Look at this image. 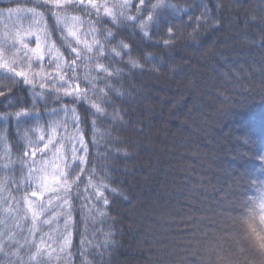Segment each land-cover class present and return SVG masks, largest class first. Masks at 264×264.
Wrapping results in <instances>:
<instances>
[{
    "label": "trees",
    "instance_id": "trees-1",
    "mask_svg": "<svg viewBox=\"0 0 264 264\" xmlns=\"http://www.w3.org/2000/svg\"><path fill=\"white\" fill-rule=\"evenodd\" d=\"M121 2L96 0L98 5L107 4L109 8ZM158 2L160 0H144V4L140 5L139 0H130L132 7L128 14L146 19L150 4ZM163 2L186 11L179 17L171 10L166 11V23L150 25L147 37L134 21L114 27L103 11L97 17L88 16L79 9L68 10L69 17L79 16L85 21L76 26L70 19L67 21L78 35L90 27H95L98 33L107 29L119 41L130 45V55L141 64H146L145 53L164 61V67L156 74L132 69L127 64V56L116 62L104 58L98 60V63L112 64L130 73L122 77L123 89H130L133 85L143 89L144 95L138 96L131 105L112 93L109 97L122 114L125 110L130 114L125 119L134 120L138 116L146 124L150 123V131L146 128L147 135L144 137L131 128L125 130L119 127L110 118L92 116L84 104H72L65 99L58 103L53 89L60 87L59 83L46 80L43 81L44 89H40L41 81L37 78L35 88H26L22 84L13 85L7 78L8 74L0 71V91L5 93L4 97H0V114L28 110L43 116L59 109L61 104L75 107L89 149L88 164L80 180L81 188L90 189L86 176L94 169V183L102 179L110 187L122 190L129 198L125 200L118 194L108 195L106 191L113 201L107 209L111 219H97L95 224L81 223V214L73 212L75 227L71 264H84V261L90 264H201L202 260L212 264L216 257H209L208 249L215 248L219 243L225 250H232V237L237 232H243L247 239L252 227L257 231L262 227L259 203L264 193V162L259 156L264 154V95L261 94V87L264 86V48L260 44L264 43V23L259 20L253 22L250 17L260 15L256 6L264 0ZM205 5L209 15L219 21V26L203 22L201 13ZM9 8L21 11L9 14ZM32 8L44 14L45 23L52 30V39L67 59L69 53L60 46L49 6L42 5L41 0H0V39L19 34L24 43L34 48L33 40L24 35L33 24L31 14L24 10ZM137 8L141 9L140 13H137ZM88 20H92V25L87 23ZM168 26L173 27L174 47L163 44L164 40L170 39ZM32 30L35 31L34 26ZM97 38L103 39L99 34ZM118 40H112V45L116 46ZM169 65L174 66L176 71H169ZM23 70L28 71L27 68ZM32 71L51 72L55 69L45 62L43 69L33 64ZM72 75V72H66L65 79ZM75 75L79 79L73 83H79L83 89L87 86L83 77L97 76L98 73L91 62L78 61ZM6 84L11 88L3 87ZM111 84L121 87L116 80H112ZM245 85L248 86L246 90ZM102 87L103 84H97V88ZM89 99L100 104L106 112H113V108L105 105L102 99L93 96ZM85 117L88 118L87 123ZM52 120H59V117L48 116L39 122L31 118H21L19 122L11 117L7 121L0 119V182L7 181L8 190L16 200L25 195L23 189H27L28 193L37 190L35 184L29 187L28 169L21 164L26 159L23 156L24 145L31 141L35 147L42 134L46 141L48 124ZM91 120L96 121L99 132L111 131L112 136L117 138L107 151L103 141L98 146L92 144ZM66 127L67 133L57 130V139L61 135L73 134L71 116ZM244 138H247V144L243 142ZM137 143L150 144L151 148H137ZM58 147L65 155L69 154L67 140L62 147ZM39 149L48 152L43 149L42 142ZM125 149L131 153L130 156L125 157L115 151ZM27 159L36 160L35 171L42 163L40 150L34 158L29 156ZM53 159L51 154L43 157L44 161ZM54 166L44 173L53 187L55 185L49 179L55 175L50 171ZM200 184L211 187H207V191L200 188L198 195L192 194L190 188ZM7 194L0 192V206H7L3 203ZM54 196V192L44 191L31 199L39 203ZM78 204L74 201L73 207L77 208ZM133 204L135 207H132ZM18 207L22 209L23 203ZM189 209L199 218L195 236L193 225L186 219ZM241 217L244 222L238 223ZM46 218L48 214L44 213L41 220ZM3 219L4 214L0 211V220ZM7 223L11 227L12 221ZM19 224L24 228L31 226L25 220H20ZM38 227L37 239L41 233L55 235L53 228L62 230L63 222L61 219L54 226L38 224ZM109 228L116 232L114 239L117 241L110 258L101 260L96 250L88 245L81 249L82 238L93 245L102 244L103 233ZM0 230H4V225H0ZM13 231L16 232V239L23 244L19 230ZM81 250L89 255L82 258ZM20 252L27 259L26 249H20ZM12 259L15 260V257ZM56 264L69 262L59 260Z\"/></svg>",
    "mask_w": 264,
    "mask_h": 264
},
{
    "label": "snow or ice",
    "instance_id": "snow-or-ice-1",
    "mask_svg": "<svg viewBox=\"0 0 264 264\" xmlns=\"http://www.w3.org/2000/svg\"><path fill=\"white\" fill-rule=\"evenodd\" d=\"M41 3L44 6H49V13L55 21L60 46L69 53L68 58L66 59L60 47H57L56 41L52 39V30L48 29L44 14L35 8L25 9L24 11L31 14L33 24L25 31L24 35L33 40L35 47H29L27 43H24L23 37L19 34L0 39V71L8 74L7 78L12 81L13 85L22 84L26 88H35L37 86L35 83L37 78L41 81L39 84L40 89H44L43 81L46 80L50 83H59L60 87L53 89L57 93L56 100L58 103L61 99H65L70 100L72 104H84L88 107L92 116L110 118L119 127L125 130L131 128L141 137L146 136L145 129L147 128L150 131V123L146 124L138 116L134 120L125 119V116L130 114L127 110L122 114L109 97V93H112L123 102L131 105L136 102L138 96L144 95L143 89L136 88L135 85L130 89H123L122 77L130 75V73H125L121 68L114 67L112 64L106 66L98 63V60L104 58L116 62L127 56V64L132 69L156 74H159L160 68L164 67V61L150 53H145L146 64H141L139 60L134 59L130 55V45L119 41L117 36L107 29H101L98 33L95 27H90L78 35L77 31L68 26L67 21L70 19L74 26L82 25L85 21L81 20L79 16L69 17L68 10L70 8L79 9L88 16L95 15L97 17L103 11L114 27H119V24L123 22L134 21L138 25L140 32L146 37L150 35L148 30L150 25L158 26L161 22L166 23V16L164 15L166 11L171 10L179 17L186 10L160 0L156 4H150L147 9L148 15L146 19H142L138 15L128 14V10L132 7L130 0H122L121 3L112 5V8H109L107 4L98 5L96 0H41ZM139 3L143 5L144 0H139ZM217 7H220V5H217ZM256 8L259 10L260 15H253L250 19L253 22L259 20L264 23V3L257 5ZM112 9H115V11ZM19 11L21 9L9 8L7 10L9 14ZM140 11L141 9L137 8V13H140ZM201 17L204 18L203 22L206 25L219 26V21L209 15L207 5L204 6ZM87 23L92 25V20H88ZM33 26L35 31L32 30ZM167 33L170 39L164 40L163 44L166 47H174L172 26L167 27ZM98 34L103 39L97 38ZM69 37H71V40ZM112 40H118V44L113 46ZM106 44L108 45L107 48L105 47ZM260 47L264 48V43H261ZM78 61L91 62L98 73L97 76L86 75L83 77L87 85L83 89L79 83H73L74 80L79 79L75 75ZM45 62L55 71H32L33 64L43 69ZM84 66L87 67V65ZM24 68H27L28 71L23 70ZM169 71L174 72L176 68L169 65ZM66 72H72V77L65 79ZM112 80H116L117 83L121 84V87H113L111 84ZM98 83L103 84L104 87L97 88ZM3 87L11 88V85L6 84ZM247 87V85L244 86L245 90ZM261 94L264 95V86L261 87ZM4 96V91H0V97ZM90 96L102 99L105 105L113 108V112H106L105 108H102L100 104L92 102L89 99ZM48 116L59 117V120L49 122V134L46 141L45 136L42 134L35 147H33V142L31 141L24 145L23 156L26 159L21 162L22 167L28 169L27 181L29 187L35 184L37 190L28 193L27 189H23L25 195L20 200H16L8 190L7 181L0 182V192L8 193L3 197V203L7 206H0V211L4 214V219L0 220V225H4V230H0V257H2L0 264H56V261L59 260H67L71 264L73 228L75 227L73 212L78 211L81 214V223L95 224L97 219H111L107 209L113 201L108 198V195L118 194L125 200L129 199L122 190L110 187L102 179L98 183H94V169L92 174L86 176L90 189L81 188L80 180L81 176L85 174V165L88 164L87 155L89 149L81 128V119L75 107L61 104L59 109H53L43 116L39 112L21 110L14 113L0 114V119L7 121L11 117L19 122L21 118H31L39 122V120L46 119ZM69 116H71L74 126L73 134L71 136L61 135L57 139L58 129H61L64 133L68 132L66 125ZM87 122L88 118L85 117V123ZM90 123L92 144L98 146L100 141H103L107 151L108 146L116 142L117 138L112 136L111 131L99 132L96 128L95 120H91ZM65 140L69 142L68 155L61 152L60 147H58V145L62 147ZM41 142L43 143V149L48 150L47 153L39 149V143ZM243 142L247 144V138H244ZM49 145H52L51 149ZM136 147L150 150L151 145L137 143ZM37 150L41 152L42 163L33 171V166L37 162L35 159L27 158L29 156L34 158ZM115 151L125 157L131 155L126 149ZM78 152L80 155H77ZM48 154L54 157L52 161L43 160V157ZM259 159L264 162V154H261ZM54 164L56 165L55 176L59 177V179L53 181L55 185L53 187L49 184L44 173ZM60 165H63V167H60ZM207 187H211V185ZM207 187L203 184L193 186L190 188V192L198 195L200 188H204L207 191ZM44 191L54 192L55 196L39 203L31 199V197L41 195ZM106 191L108 195H106ZM89 192L90 194H86ZM81 197H83V200H81ZM54 200L56 201L55 203ZM74 201L79 202L77 208L73 207ZM92 201H95V203H92ZM21 202L23 203L22 209L18 207ZM132 207H135V205L133 204ZM259 208L261 212H264V193H262ZM44 213L48 214V218L41 220V216ZM61 219L63 222L62 230L53 228L55 235L41 233L39 238H36L37 232L40 231L38 224L54 226L59 224ZM186 219L193 225V235L195 236V225L199 218L189 209ZM20 220L27 221L31 226L28 228L22 227L19 224ZM8 221H12L11 227L8 226ZM259 221L262 227L259 231L252 227L247 239H245L243 232H237L232 237V250H225L219 243H217L215 248L208 249L209 257L212 255L216 257L212 264H264V215L259 217ZM237 222L243 223V217ZM13 229H18L21 233L24 240L23 244L16 239V232ZM25 232L27 234L23 235ZM81 235L83 236V233ZM103 235L104 240L100 245H93L91 241L82 238L80 241L81 249L88 245L96 250V255L101 260L110 258L111 251L117 245V241L114 239L116 232L109 228ZM101 248L103 249L102 251L100 250ZM20 249H26L27 259L21 255ZM80 255L83 258L89 253L81 250ZM12 257H15V260ZM84 264H90V262L84 261ZM201 264H206V261L202 260Z\"/></svg>",
    "mask_w": 264,
    "mask_h": 264
},
{
    "label": "rangeland",
    "instance_id": "rangeland-1",
    "mask_svg": "<svg viewBox=\"0 0 264 264\" xmlns=\"http://www.w3.org/2000/svg\"><path fill=\"white\" fill-rule=\"evenodd\" d=\"M55 170H56V165L53 167V168H51V173H55ZM56 179V177H55V175L53 174V176L49 179L51 182H53L54 180ZM262 215H264V212H262Z\"/></svg>",
    "mask_w": 264,
    "mask_h": 264
}]
</instances>
